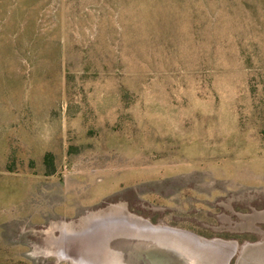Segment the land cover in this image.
<instances>
[{
    "label": "rangeland",
    "instance_id": "1",
    "mask_svg": "<svg viewBox=\"0 0 264 264\" xmlns=\"http://www.w3.org/2000/svg\"><path fill=\"white\" fill-rule=\"evenodd\" d=\"M130 218L264 264V0H0V264H152Z\"/></svg>",
    "mask_w": 264,
    "mask_h": 264
},
{
    "label": "water",
    "instance_id": "2",
    "mask_svg": "<svg viewBox=\"0 0 264 264\" xmlns=\"http://www.w3.org/2000/svg\"><path fill=\"white\" fill-rule=\"evenodd\" d=\"M166 231L159 232V239L157 242H164V245H154V242H145L144 248L145 249H138L135 250L138 253L139 257H144L148 260H154L152 264H184L186 260L185 254L188 252L186 251L183 243H185V239H189L198 247H211V246H218L219 242L216 241H206L201 240L196 235H192L177 229L173 228H165ZM167 234V235H165ZM147 243V244H146ZM182 251V253H177ZM166 257V258H165Z\"/></svg>",
    "mask_w": 264,
    "mask_h": 264
},
{
    "label": "bare ground",
    "instance_id": "3",
    "mask_svg": "<svg viewBox=\"0 0 264 264\" xmlns=\"http://www.w3.org/2000/svg\"><path fill=\"white\" fill-rule=\"evenodd\" d=\"M120 214V213H119ZM127 218V217H126ZM125 218V219H126ZM130 220V222L132 221V222H134V223H136L137 225H141V226H143V227H148V228H151V229H165V228H167V227H154L153 225H151L150 223H148V222H143L142 220H140V219H136V218H130L129 219ZM130 224H132V223H130ZM105 227V226H104ZM106 228V227H105ZM106 231L108 230L107 228L105 229ZM99 232V231H98ZM103 232H105V231H102L101 233H103ZM96 233V232H95ZM97 235V234H96ZM198 237V236H197ZM201 240H202V238H201ZM204 241V240H203ZM143 244H145V242H143V243H137V244H132V245H130V246H128L131 250H138V249H145L144 248V245ZM154 245H164V242H160V244L158 243V242H154ZM135 253H137V251H135ZM177 253H182V251H179V249H178V252ZM184 256H186L187 257V255L185 254ZM129 257V256H128ZM166 258V257H165ZM190 259V257H187L186 258V260H189ZM133 260V259H132ZM143 261V260H142ZM126 262V261H125ZM144 262V261H143ZM124 264V263H123Z\"/></svg>",
    "mask_w": 264,
    "mask_h": 264
}]
</instances>
